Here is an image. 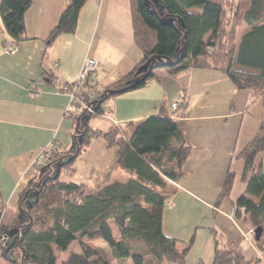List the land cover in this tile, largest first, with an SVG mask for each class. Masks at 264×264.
Listing matches in <instances>:
<instances>
[{"label": "trees", "instance_id": "obj_1", "mask_svg": "<svg viewBox=\"0 0 264 264\" xmlns=\"http://www.w3.org/2000/svg\"><path fill=\"white\" fill-rule=\"evenodd\" d=\"M85 1L71 0L47 37L48 45L60 34L76 31ZM130 3L134 40L142 58L124 78L105 88L98 87L93 75L80 90L75 89L74 82L64 83L78 97L68 112L76 129L73 152H61L57 142L44 150L47 165L18 194L19 211L14 219L5 222V208L0 204V236L13 238L27 264H57L56 252L67 251L76 241L81 252H72L62 264H110L94 246L95 240L108 242L115 257L129 258V264H186L195 235L184 242L162 230L169 198L165 189L169 182L180 180L193 150L174 117L186 106L185 96L174 114L163 104L160 112L139 124L129 139L116 125L97 131L90 121L108 115L109 102L116 96L144 87L155 78L153 70L168 67L167 62L176 60L184 47L185 57L168 67L171 72L216 69L239 89L249 90L252 102L264 95V0H159L153 7L146 0ZM30 4L31 0L0 2V14L16 44L26 38L25 14ZM244 22L250 29L238 44L237 30ZM143 65L153 70H142ZM92 87L96 88L94 95L90 93ZM59 91L64 92L63 87L59 86ZM97 136L117 149L118 165L136 178L109 179L97 188L69 179L75 171V159ZM263 150L264 124L239 154L246 163V184L234 201L237 218L254 231L262 228L260 239L254 237L253 245L262 253L264 170L256 169L255 162ZM234 182L235 174L229 171L216 207L231 195ZM210 231L215 245L212 264H261L257 254L234 248L233 241L216 228Z\"/></svg>", "mask_w": 264, "mask_h": 264}, {"label": "crops", "instance_id": "obj_2", "mask_svg": "<svg viewBox=\"0 0 264 264\" xmlns=\"http://www.w3.org/2000/svg\"><path fill=\"white\" fill-rule=\"evenodd\" d=\"M70 2L31 0L25 14L26 38L17 44L16 53L4 49L16 42L0 14L2 205L3 201L8 204L13 200L47 165L44 150L53 142L58 143L63 153L73 152L76 129L67 114L71 96L59 91V85L75 82L85 61L93 58L97 62L93 79L98 87L105 88L124 78L142 58L134 40L130 0H86L76 31L62 33L48 45L47 37ZM153 73L155 78L144 87L113 98L109 102L111 112L91 119L90 126L106 131L116 125L121 135L129 139L139 124L160 112L163 104L174 114L173 104L185 96L186 106L175 112L174 117L193 150L180 180L169 182L165 189L169 198L162 230L184 242L195 235L186 264L213 259L215 245L210 228L229 237L234 248L248 255L257 254L264 264V253L249 242V224L234 213V201L244 192L246 184L243 179L246 163L239 154L264 124V95L252 102L249 90L239 89L216 69L171 72L162 66ZM31 83L37 85L34 92L29 90ZM73 167L75 171L69 179L90 188H97L109 179L126 181L134 177L118 165L117 149L109 147L102 136L92 140L75 159ZM260 167L264 170V150L256 157L255 168ZM229 171L235 174L233 191L216 207L215 201ZM18 211L17 204L8 221ZM6 237L3 236L4 240ZM7 238L16 244L13 238ZM2 246L4 256L5 241ZM19 259V264L28 263L20 249Z\"/></svg>", "mask_w": 264, "mask_h": 264}, {"label": "rangeland", "instance_id": "obj_3", "mask_svg": "<svg viewBox=\"0 0 264 264\" xmlns=\"http://www.w3.org/2000/svg\"><path fill=\"white\" fill-rule=\"evenodd\" d=\"M249 29V26L246 23H243L239 28L237 32V43L239 44L244 33ZM237 68V66H236ZM72 152V151H69ZM68 152V153H69ZM62 154V153H61ZM134 177L136 178V175L134 174ZM18 193L15 195L13 200H11L8 204L3 201L4 208H5V215L4 220L5 222L10 219V215L16 211L17 209V202H18ZM113 233L114 237L118 238V230L115 226H113ZM255 234V233H254ZM255 236V235H253ZM6 237V236H5ZM94 246L100 251V253L110 262V264H129L130 259H124V258H117L115 257L110 245L108 242L104 240H95L93 242ZM5 246H7L5 255H1L2 248L0 246V264H19L21 263V259H19V249L17 247V244H15L13 241H9L8 238H5ZM184 245L182 243L179 244V248L182 249ZM80 247L76 242H74L70 248L67 251L64 252H56L57 256V264H62L64 260H66L69 255L72 252H80ZM201 264H212V257L209 259H200ZM199 261V262H200ZM198 262V263H199Z\"/></svg>", "mask_w": 264, "mask_h": 264}, {"label": "built area", "instance_id": "obj_4", "mask_svg": "<svg viewBox=\"0 0 264 264\" xmlns=\"http://www.w3.org/2000/svg\"><path fill=\"white\" fill-rule=\"evenodd\" d=\"M4 49L8 53H16L18 50V46L16 43H11L9 45H6ZM96 67H97V62L93 58H88L85 61L78 79L74 82V84L76 85V88H75L76 90H80L86 87L87 81L88 79L92 77L94 71L96 70ZM59 86L63 87L64 92L68 93L71 96V104L67 111V114H68L69 110L73 108L75 103H77L78 97L76 96L75 91H69V86L67 84H60ZM29 90L32 92L36 91L37 90L36 83H31L29 86ZM95 92H96L95 87L90 88L91 95H94ZM182 100H183L182 97L178 98V100L173 104V110L176 109V107L179 105V103H181ZM249 234H250L249 242L251 245H254V241H255L254 236H253L254 230L250 229ZM3 241H4L3 236H0V243H2Z\"/></svg>", "mask_w": 264, "mask_h": 264}, {"label": "water", "instance_id": "obj_5", "mask_svg": "<svg viewBox=\"0 0 264 264\" xmlns=\"http://www.w3.org/2000/svg\"><path fill=\"white\" fill-rule=\"evenodd\" d=\"M154 3L155 4H158L159 3V0H146V4L148 6H150V7H153L154 5H152V4H154ZM185 53H186V51H185V47H184L183 52L182 53H178V58L176 60L168 61L166 65L169 67L171 65L177 64L180 59H182V58L185 57ZM146 69H149V71H152L153 70V67L152 66H149V65H143L142 70H146ZM254 233H255V236H254L255 239L256 240L260 239V236H261V233H262V228H257L254 231Z\"/></svg>", "mask_w": 264, "mask_h": 264}]
</instances>
